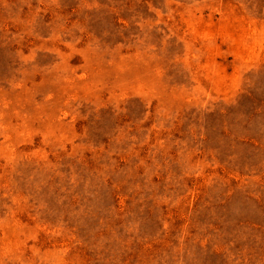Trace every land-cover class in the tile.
I'll return each mask as SVG.
<instances>
[{
    "label": "rangeland",
    "instance_id": "rangeland-1",
    "mask_svg": "<svg viewBox=\"0 0 264 264\" xmlns=\"http://www.w3.org/2000/svg\"><path fill=\"white\" fill-rule=\"evenodd\" d=\"M0 264H264V0H0Z\"/></svg>",
    "mask_w": 264,
    "mask_h": 264
}]
</instances>
